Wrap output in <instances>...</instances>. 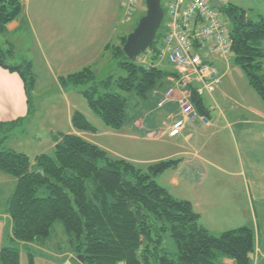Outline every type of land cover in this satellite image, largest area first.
<instances>
[{
  "label": "trees",
  "instance_id": "trees-1",
  "mask_svg": "<svg viewBox=\"0 0 264 264\" xmlns=\"http://www.w3.org/2000/svg\"><path fill=\"white\" fill-rule=\"evenodd\" d=\"M22 8L19 0H0V36L21 16ZM222 11L232 18L230 45L235 62L264 104V18L251 21L248 12L234 6ZM164 24V31L158 32L151 45L153 49L163 39ZM126 39L122 37L119 45L108 49L127 77L96 82L94 72L85 68L60 78L66 88L88 86L81 93L89 108L114 130L121 129L126 120L125 93L135 91L137 96L146 97L159 80L170 76L158 67L155 57L151 67L130 61L123 51ZM8 58H14L13 48L4 51L0 47V67L17 72L25 82L29 112L25 119L0 123L3 143L29 120L30 93L35 83L32 63L11 65ZM171 75L178 78L176 72ZM113 84L121 92H102ZM191 101L197 113L206 112L203 98L195 92ZM71 124L78 132L96 131L80 112L71 116ZM54 150L53 157L41 154L31 161L26 154L0 149V171L17 180L8 202L12 241L47 240L53 225L61 222L75 245L76 264H222L223 259L250 264L256 240L253 229L243 227L212 236L190 201L174 198L157 182L158 176L176 168L180 160L159 161L144 170L128 160L112 157L77 134H59ZM167 232L177 244L175 254L163 248ZM0 260L1 264H19V253L15 248L2 247Z\"/></svg>",
  "mask_w": 264,
  "mask_h": 264
},
{
  "label": "crops",
  "instance_id": "crops-1",
  "mask_svg": "<svg viewBox=\"0 0 264 264\" xmlns=\"http://www.w3.org/2000/svg\"><path fill=\"white\" fill-rule=\"evenodd\" d=\"M82 1L26 0L22 4L21 16L7 26L4 36L24 28L32 29L42 54L56 63V68L52 64L49 67L58 81L59 78L92 67L99 57L109 51L108 47L113 45L115 39L119 41L114 46L119 45L121 38L125 37L119 34L120 29L137 14L128 17L125 12V20L122 14L120 16L124 0H111L110 3L107 0ZM87 2H92L94 7H89ZM76 3L84 5L76 9ZM104 3L107 7H104ZM145 12L146 9L138 12L139 19ZM247 17L254 22L264 18V0H255ZM204 52L205 48H200V53ZM228 57L203 55L207 62L219 69L221 82L213 95L203 97L206 112L198 113L197 119L187 121L179 136L171 138L168 135L172 121L180 118V91H177L173 92L172 100L163 107L159 103L164 96L160 94L155 98L154 110L160 111V117L164 119L161 125H156L158 117L149 111L142 119L132 118L131 128L122 138L145 142L154 139L153 143L157 144L154 149L160 154L157 153L159 156L150 158L148 162L180 160L178 166L173 168L171 181L177 186L180 177L189 189L194 190L189 200L201 215L203 226L215 237L243 227L253 229L256 240L254 252L249 257L250 264H264V241L257 237L254 229L259 225L258 215L264 216V104L260 101L263 104L261 106L251 95H244L238 89L239 84L236 89H231L228 77L234 71ZM68 61L74 62L73 65L68 66ZM28 112L24 80L17 72L0 67V123L25 119ZM156 127L159 129L155 130ZM155 132L159 136L152 138ZM59 134H77L114 153L111 146L96 142L92 135L78 132L73 126ZM167 146L169 150L165 151ZM117 155L128 161L141 162L124 152ZM0 219L3 220L0 221L2 248L12 241V220L8 209L6 214L0 215ZM69 256L65 264H73L75 255L70 252ZM222 264L236 263L231 259H223Z\"/></svg>",
  "mask_w": 264,
  "mask_h": 264
},
{
  "label": "rangeland",
  "instance_id": "rangeland-1",
  "mask_svg": "<svg viewBox=\"0 0 264 264\" xmlns=\"http://www.w3.org/2000/svg\"><path fill=\"white\" fill-rule=\"evenodd\" d=\"M46 1L48 2L50 0ZM76 1L83 2L82 0ZM110 2L111 0H107V3ZM126 2L127 0H124L123 4ZM254 3L255 0H227L224 7L227 9L230 6H234L240 10L248 12V10L252 9ZM82 4L83 3H76L75 8L78 9ZM87 4L89 7H94L92 2H87ZM162 5L163 8H166V0L162 2ZM85 7L87 6L85 5ZM104 7H107L106 3H104ZM123 9L120 13V16L122 14V17L125 13V9ZM145 9L146 0H137L133 11V14L137 15L132 17L133 20L126 22V24L120 29L119 34H122V36H128L131 34L140 21L138 12L144 11ZM220 18L223 20L227 31L230 33L233 29L232 18L228 16L225 11L220 12ZM161 31H164V26H161L159 32ZM118 41L119 39H115L112 46L116 45ZM0 47L2 49L4 48V51H8L11 47L13 48L14 58L7 59L9 64L18 65L23 64L24 62H30L33 65V73L35 75V83L30 93L31 116L24 126L18 127L10 135L6 142L3 143L0 140V149L3 148L26 154L31 161H34L36 156L41 154L53 157L55 155L54 147L56 137H58L60 132H66L72 127L71 116L75 112H80L86 117L89 123L96 128L94 133H85H88V136L92 135V139L96 142L111 146L114 153L112 154L109 151L107 152L112 157L118 158L117 153L124 152L134 159L140 160L141 162H130L136 164L144 170L148 166L158 162H148L150 158H156L160 154V151L154 149L157 145L153 143L154 139H148V142H145L144 140H127L126 138H122V135L127 134L128 130L131 128L130 120H132V118L142 119L149 111L152 112L154 116L158 117L159 120L156 119V125H161L163 123L164 119L160 117V111L154 110L155 98L160 94L165 97L169 91H180L178 85L179 79L176 76L171 75L175 72L174 66L167 59L158 61L157 64L162 71L170 76L163 77L159 80L156 87L153 88L146 97L137 96L135 91L124 94L127 98L125 124L120 130H114L106 126L102 119L89 108L87 99L81 93V91L86 89L88 86L79 88L69 86L66 88L60 83V78L58 81V79L53 77L49 64H52L54 68H56V63L53 59H50V57L42 54L36 35L32 29L29 30L24 28V30L18 31L17 33L6 35L4 37L0 36ZM228 58L230 59V63L233 65L234 71L233 75L228 77V84L231 89H236L239 84L238 89L244 95H251V97L257 99L259 104L262 106L263 104L260 102L261 100L258 94L249 85L243 70L236 64L234 55L230 54ZM135 62L140 64L139 59ZM73 63L74 62L68 61L67 65L72 66ZM89 68L94 72L96 82L104 81L110 77L113 82H116L119 78H125L128 75L125 70L119 67L118 62L113 58V54L110 49L103 56L99 57L94 65ZM67 76H65V78ZM107 91L121 92L116 84H113L109 90L103 89L102 92ZM249 101L252 102V100ZM156 129H159V127H156L155 130ZM112 133L117 135L115 136V134ZM157 133L158 132H155L152 138L159 136ZM165 141L168 143V140ZM167 150H169V147L166 148L165 151ZM174 170L175 169H169L161 176H158L156 178L157 182L162 187L167 189L174 198L178 200L190 201L189 198H192L194 190L192 191L189 189L185 181L180 179V177L178 178L179 184L177 186L173 184L171 180L174 175ZM16 182L17 180L15 177L0 171L1 216L7 213L8 202L15 191ZM87 187L88 195L91 197L93 189L92 179L87 181ZM41 190L42 188L39 189L37 194L38 196L41 195ZM257 220L259 225L255 226L254 229L257 233V237L264 241V216L258 215ZM0 221L3 220L0 219ZM65 231L66 230L63 224L61 222H56L53 225L51 234L47 240H43V238L42 241L25 244L21 242L14 243L12 241H8V244L5 246L15 248L18 251L19 264H65L70 259V252L73 255H76L75 245L71 242L70 237ZM163 248L169 254H175L178 250L177 244L171 237L170 232L163 235ZM72 263H77L76 257L72 260Z\"/></svg>",
  "mask_w": 264,
  "mask_h": 264
},
{
  "label": "built area",
  "instance_id": "built-area-1",
  "mask_svg": "<svg viewBox=\"0 0 264 264\" xmlns=\"http://www.w3.org/2000/svg\"><path fill=\"white\" fill-rule=\"evenodd\" d=\"M21 4L26 0H19ZM224 7L227 0H219ZM137 0H127L123 5L126 15L131 17ZM165 33L161 43L149 48L140 56V64L150 66L152 58L157 61L167 59L178 76L180 96L178 104L180 118L172 121L168 135L175 138L181 134L187 121L199 117L191 96L213 95L221 82L219 69L207 62L204 57L216 54L228 57L231 53L230 33L227 31L218 10L211 0H166ZM205 48L204 54L200 48ZM173 98L169 91L160 101L163 107ZM204 123L206 120L200 118Z\"/></svg>",
  "mask_w": 264,
  "mask_h": 264
},
{
  "label": "water",
  "instance_id": "water-1",
  "mask_svg": "<svg viewBox=\"0 0 264 264\" xmlns=\"http://www.w3.org/2000/svg\"><path fill=\"white\" fill-rule=\"evenodd\" d=\"M163 1L146 0V14L140 19L132 33L127 36L123 46V51L130 61H136L155 42L165 18ZM211 2L217 9H222L219 0H211ZM79 259L83 262L82 256H79Z\"/></svg>",
  "mask_w": 264,
  "mask_h": 264
}]
</instances>
